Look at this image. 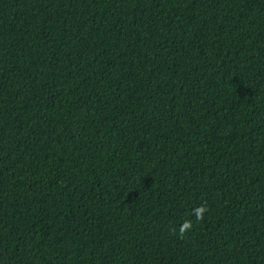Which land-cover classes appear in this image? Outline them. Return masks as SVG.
<instances>
[{"label": "trees", "instance_id": "16d2710c", "mask_svg": "<svg viewBox=\"0 0 264 264\" xmlns=\"http://www.w3.org/2000/svg\"><path fill=\"white\" fill-rule=\"evenodd\" d=\"M0 264H264V0H0Z\"/></svg>", "mask_w": 264, "mask_h": 264}, {"label": "clouds", "instance_id": "9594fccd", "mask_svg": "<svg viewBox=\"0 0 264 264\" xmlns=\"http://www.w3.org/2000/svg\"><path fill=\"white\" fill-rule=\"evenodd\" d=\"M190 227V225H185V230H187Z\"/></svg>", "mask_w": 264, "mask_h": 264}]
</instances>
